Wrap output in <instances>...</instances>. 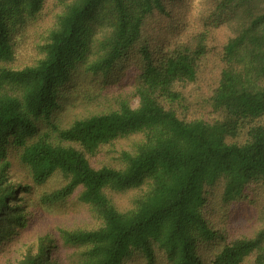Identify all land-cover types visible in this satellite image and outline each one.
<instances>
[{
    "label": "trees",
    "instance_id": "16d2710c",
    "mask_svg": "<svg viewBox=\"0 0 264 264\" xmlns=\"http://www.w3.org/2000/svg\"><path fill=\"white\" fill-rule=\"evenodd\" d=\"M48 5L0 0V264H264V0ZM72 202L92 226H54Z\"/></svg>",
    "mask_w": 264,
    "mask_h": 264
},
{
    "label": "rangeland",
    "instance_id": "374dc122",
    "mask_svg": "<svg viewBox=\"0 0 264 264\" xmlns=\"http://www.w3.org/2000/svg\"><path fill=\"white\" fill-rule=\"evenodd\" d=\"M54 2L55 0H50V7L48 5L46 10V16L43 19H41L40 21L41 23L39 22V24H41L42 26L48 24L49 22H54L55 15L59 10V7L55 8L53 6ZM39 24L27 28V32H26V35L28 36L27 40H25L26 39L25 38L26 35H25L23 40L25 44L19 46L14 61L11 62L9 65L19 67L31 61L32 56L36 52L38 43L40 44V41L43 40L44 38L43 29L42 28L40 29L41 25ZM41 32H43L42 36H41ZM92 81L98 84L96 79ZM124 83L130 84L128 73L125 75L121 74L119 76L112 75V77L107 81V84L105 82L106 86H109L110 88L122 85ZM95 102L96 101L94 100L92 102H90L89 100L88 104H85L84 101L80 97H78L75 93L73 97L68 98L64 96L62 100V104L64 108L65 107L67 108L66 119L72 120L78 116L85 115L86 111L88 110V107L90 108L92 107L91 109L93 110H98V108L95 105ZM136 102L137 100L135 99L133 101V104H136ZM102 156L105 157L104 153H102ZM102 156L100 157L99 161H105ZM10 173L13 176V180L22 183L28 182V177H26V171L23 169V167L20 168L19 166H16L10 171ZM32 195L30 197V202L34 198V196ZM126 200L127 201L129 200V196L125 197L122 194L115 195V201L120 206H122L123 203L125 204V202H127ZM60 208L61 207H57L46 214V215L50 214V217L53 218V220L57 219L56 223L58 224H54V226L59 225L63 227L73 228L78 226H92L94 224L92 222L93 220L91 218L90 213L86 211V208L84 206L79 205L77 202L70 203L66 208L63 207L61 209ZM46 229H48V227L43 223L42 225L32 224L28 229L22 230L21 238H19L15 242L14 249L17 252L20 250H24L26 246L30 245L32 242L37 240L38 236H36V233L38 231L46 230ZM18 248H22V249L18 250ZM130 260H131L130 263L132 264H146L145 261H143L140 257H132Z\"/></svg>",
    "mask_w": 264,
    "mask_h": 264
}]
</instances>
